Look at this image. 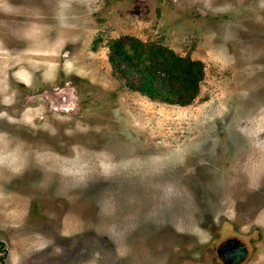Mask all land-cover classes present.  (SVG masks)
Listing matches in <instances>:
<instances>
[{
  "label": "rangeland",
  "instance_id": "1",
  "mask_svg": "<svg viewBox=\"0 0 264 264\" xmlns=\"http://www.w3.org/2000/svg\"><path fill=\"white\" fill-rule=\"evenodd\" d=\"M0 1V264H212L220 224L264 264V0ZM128 34L203 61L191 102L127 87Z\"/></svg>",
  "mask_w": 264,
  "mask_h": 264
},
{
  "label": "trees",
  "instance_id": "2",
  "mask_svg": "<svg viewBox=\"0 0 264 264\" xmlns=\"http://www.w3.org/2000/svg\"><path fill=\"white\" fill-rule=\"evenodd\" d=\"M107 47L112 69L127 87L177 104H187L197 95L204 72L202 60L131 34L110 37Z\"/></svg>",
  "mask_w": 264,
  "mask_h": 264
},
{
  "label": "flooded vegetation",
  "instance_id": "3",
  "mask_svg": "<svg viewBox=\"0 0 264 264\" xmlns=\"http://www.w3.org/2000/svg\"><path fill=\"white\" fill-rule=\"evenodd\" d=\"M216 229L219 232L217 238L210 237L206 244V253L210 254L212 264H243L249 254L246 239L236 231L228 230L227 224H220Z\"/></svg>",
  "mask_w": 264,
  "mask_h": 264
}]
</instances>
